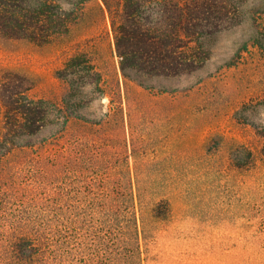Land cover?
<instances>
[{
	"label": "rangeland",
	"instance_id": "374dc122",
	"mask_svg": "<svg viewBox=\"0 0 264 264\" xmlns=\"http://www.w3.org/2000/svg\"><path fill=\"white\" fill-rule=\"evenodd\" d=\"M259 4L249 0L239 23L217 34L200 70L153 79L149 90L123 79L101 0L85 1L77 21L46 45L0 35V85L26 87L35 100H65L77 116L67 136L82 142L88 200L99 201L104 181H126L97 171L127 166L131 182H154L152 197L169 202L143 264H264L263 139L249 124L264 127V49L252 39H264V15L256 14L253 28Z\"/></svg>",
	"mask_w": 264,
	"mask_h": 264
},
{
	"label": "trees",
	"instance_id": "16d2710c",
	"mask_svg": "<svg viewBox=\"0 0 264 264\" xmlns=\"http://www.w3.org/2000/svg\"><path fill=\"white\" fill-rule=\"evenodd\" d=\"M71 1L0 0V35L46 45L69 30L87 0ZM248 1L101 0L123 79L149 90L153 79L192 75L209 59L217 34L240 21ZM65 4L72 8L63 9ZM259 5L252 18L255 33L256 14L264 15ZM252 39L264 49V39L256 34ZM26 90L0 85V264H143L152 229L171 212L169 202L152 197L154 182H131L127 166L97 171L96 177L126 181H104L99 201L88 200L82 194L88 184L82 142L71 146L67 136L77 116L65 108V100L31 99ZM249 124L261 130L264 158V127ZM21 152L29 155L6 163Z\"/></svg>",
	"mask_w": 264,
	"mask_h": 264
}]
</instances>
